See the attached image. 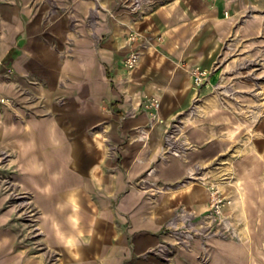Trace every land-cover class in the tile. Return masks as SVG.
Returning a JSON list of instances; mask_svg holds the SVG:
<instances>
[{
    "label": "crops",
    "instance_id": "1",
    "mask_svg": "<svg viewBox=\"0 0 264 264\" xmlns=\"http://www.w3.org/2000/svg\"><path fill=\"white\" fill-rule=\"evenodd\" d=\"M246 2L0 0V54L30 93L15 94L19 113L0 103V149L17 150L15 180L39 212L26 223L0 191V264H264V161L235 163L239 186L228 195L244 240L190 238L211 186L227 187V171L213 180V166L233 145L214 142L206 117L167 143L198 97L191 69H216Z\"/></svg>",
    "mask_w": 264,
    "mask_h": 264
},
{
    "label": "rangeland",
    "instance_id": "2",
    "mask_svg": "<svg viewBox=\"0 0 264 264\" xmlns=\"http://www.w3.org/2000/svg\"><path fill=\"white\" fill-rule=\"evenodd\" d=\"M153 1L160 3L163 0ZM231 30L229 38L222 45L216 69L209 73V77L217 73L218 78L213 82L207 79L200 87L194 86L198 97L183 114L174 119L167 133V143L178 145L184 142L186 127L206 117L212 120L214 142L217 143L219 138H222L228 145H233L229 154L222 159L224 161L213 166V180L219 179L217 170L227 171L221 181L225 182L227 187L221 188L218 181L215 186L233 200L232 206L226 210V215L236 229L238 237L219 234L212 236L241 241L244 240L245 225L234 212L236 198L228 194L239 186L238 171L235 167L238 158L243 154L254 155L264 161V0H247ZM9 58L0 54V77L4 80L5 89L11 91L9 94L0 89V103L8 106L12 112L19 113L21 103L17 96L25 97L30 93L27 86L14 84L17 72ZM97 144L98 151L108 150V145ZM17 158L18 152L14 147L3 146L0 149V191L6 197L8 205L14 206L15 212L23 221L35 225L39 220L38 208L30 192L14 177L19 169ZM99 169V165H96L91 170L95 179L99 177ZM27 212L33 216H27Z\"/></svg>",
    "mask_w": 264,
    "mask_h": 264
},
{
    "label": "built area",
    "instance_id": "3",
    "mask_svg": "<svg viewBox=\"0 0 264 264\" xmlns=\"http://www.w3.org/2000/svg\"><path fill=\"white\" fill-rule=\"evenodd\" d=\"M141 61V54L136 52L130 54L126 59V64L130 69H136ZM191 76L193 78L194 86H202L209 77V72L201 67H194L191 69ZM152 117L157 119L161 109V102L158 99L153 98L151 102ZM233 200L220 192L217 186H211L210 193V208L202 216V226L200 229H195L188 233L190 238H194L195 235H199L206 231V236H212L213 234L223 235L225 237H238L236 229L232 222L226 215V210L231 207Z\"/></svg>",
    "mask_w": 264,
    "mask_h": 264
},
{
    "label": "bare ground",
    "instance_id": "4",
    "mask_svg": "<svg viewBox=\"0 0 264 264\" xmlns=\"http://www.w3.org/2000/svg\"><path fill=\"white\" fill-rule=\"evenodd\" d=\"M167 86V85H166ZM168 88H170V87H168ZM165 90V89H164ZM4 102H6V100H4ZM79 154V151L77 150L76 151V155H78Z\"/></svg>",
    "mask_w": 264,
    "mask_h": 264
}]
</instances>
